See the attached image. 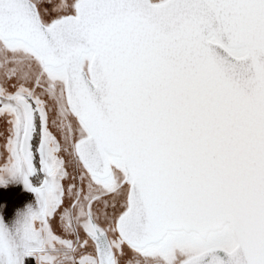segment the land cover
Segmentation results:
<instances>
[{"label": "snow or ice", "instance_id": "snow-or-ice-1", "mask_svg": "<svg viewBox=\"0 0 264 264\" xmlns=\"http://www.w3.org/2000/svg\"><path fill=\"white\" fill-rule=\"evenodd\" d=\"M6 177L0 264H264V0H0Z\"/></svg>", "mask_w": 264, "mask_h": 264}, {"label": "rangeland", "instance_id": "rangeland-1", "mask_svg": "<svg viewBox=\"0 0 264 264\" xmlns=\"http://www.w3.org/2000/svg\"><path fill=\"white\" fill-rule=\"evenodd\" d=\"M7 183L6 185L0 184V194H3L5 191L13 192L9 194L8 201L3 204V216L1 219L10 220L12 225L10 228H13L17 222L21 219L22 215L28 210L29 206H31L34 210H38L39 204L37 202L35 194L27 191L25 189L24 184L18 180H12L9 178H5ZM1 196V195H0ZM18 201H20L18 203ZM2 212V211H1ZM6 215V216H5ZM27 264H31V260L27 262Z\"/></svg>", "mask_w": 264, "mask_h": 264}, {"label": "crops", "instance_id": "crops-1", "mask_svg": "<svg viewBox=\"0 0 264 264\" xmlns=\"http://www.w3.org/2000/svg\"><path fill=\"white\" fill-rule=\"evenodd\" d=\"M16 190H13V192H8V191H5L4 193H3V195H1L0 196V219H1V217L3 216V210L5 209H3V204L5 203V201L7 202L8 201V196H9V194H12V193H14ZM13 195V194H12ZM20 201H18V203H19ZM2 211V212H1ZM6 216V215H5ZM5 219H2L3 220V222L10 228L11 227V225H12V223H11V221L8 219V220H6L7 219V217H4ZM31 264H34V261H31Z\"/></svg>", "mask_w": 264, "mask_h": 264}]
</instances>
